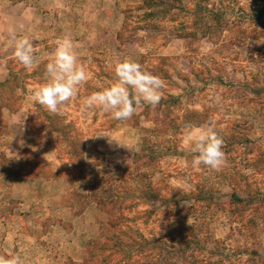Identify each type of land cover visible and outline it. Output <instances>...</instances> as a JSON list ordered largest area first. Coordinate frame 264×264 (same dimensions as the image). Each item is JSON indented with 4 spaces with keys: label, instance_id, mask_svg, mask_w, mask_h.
I'll return each instance as SVG.
<instances>
[{
    "label": "rangeland",
    "instance_id": "obj_1",
    "mask_svg": "<svg viewBox=\"0 0 264 264\" xmlns=\"http://www.w3.org/2000/svg\"><path fill=\"white\" fill-rule=\"evenodd\" d=\"M25 2L51 10L48 0ZM114 3L115 32L97 0H74L62 16L90 79L59 114L25 99L44 82L57 41L27 36L41 50L28 71L0 35V255L24 264H264V0ZM129 57L165 81L160 103L136 106L127 121L87 109L84 99ZM209 121L224 141L220 171L193 165L184 144L185 125ZM89 191L115 203L98 208Z\"/></svg>",
    "mask_w": 264,
    "mask_h": 264
},
{
    "label": "clouds",
    "instance_id": "obj_2",
    "mask_svg": "<svg viewBox=\"0 0 264 264\" xmlns=\"http://www.w3.org/2000/svg\"><path fill=\"white\" fill-rule=\"evenodd\" d=\"M3 39L0 37V41ZM56 45L45 65L44 82L35 88H29L25 97L27 103L38 104L50 114H59L63 106L74 101L80 89L90 79L87 66L80 61L73 43L64 39L58 40ZM13 47L14 59L26 70L31 71L38 66L37 54L41 50L34 46L27 36L16 38ZM113 71L114 82L102 85L101 90L94 91L84 99L83 103L87 109H99L102 113L110 114L116 121H127L136 113V106L143 103L155 108L160 103L165 81L146 70L144 65L129 57L116 62ZM109 138L111 143L114 139ZM184 144L193 154V165H203L214 171H220L224 166V141L215 130L214 121L199 127L192 124L185 125ZM187 223L191 225L189 219ZM0 264H24V262L19 255L10 257L0 255Z\"/></svg>",
    "mask_w": 264,
    "mask_h": 264
},
{
    "label": "crops",
    "instance_id": "obj_3",
    "mask_svg": "<svg viewBox=\"0 0 264 264\" xmlns=\"http://www.w3.org/2000/svg\"><path fill=\"white\" fill-rule=\"evenodd\" d=\"M25 1L3 0V6L0 9V35L4 34L9 37V45H14L16 38L29 36V34L32 38H41L43 42L47 38L48 41H62L66 37H69L71 32L63 23L62 16L65 14V11L74 7V0H48L45 4H49L52 11L48 6V11L42 14L38 8L27 6ZM93 6L95 5L93 4ZM96 6L98 7L97 10L101 11L105 19H107L105 20L107 26H111V30L114 32L117 31L121 26L122 19L115 7L114 0H97ZM78 20L80 19L75 20L77 26L80 25ZM93 20H95V23L100 22V19L94 18ZM50 32H53V34ZM43 33L47 34L45 35ZM21 178H15V182H18V180L21 181ZM81 213H85V210ZM45 239L46 235L40 239H36L34 245L41 247L43 245L41 241ZM66 245H68V242Z\"/></svg>",
    "mask_w": 264,
    "mask_h": 264
},
{
    "label": "trees",
    "instance_id": "obj_4",
    "mask_svg": "<svg viewBox=\"0 0 264 264\" xmlns=\"http://www.w3.org/2000/svg\"><path fill=\"white\" fill-rule=\"evenodd\" d=\"M143 2L146 4L147 3V5H149L150 3L152 4V0H143ZM7 82H8V80L7 81H4V82H0V86L2 87V86H5L6 84H7ZM147 145V144H146ZM143 150H145V149H143ZM152 154V153H151ZM138 158V157H137ZM101 180H102V178H101ZM90 187H91V185H90ZM90 193H88L87 195H84L85 197H88V195H89V197L91 196L92 197V201H94V203H95V205L98 207V208H103L104 206H106V204H112V203H115V202H113V196L112 195H107V199H104V198H102V197H99V196H95V194L93 193L92 194V192L93 191H89ZM232 198L234 199V200H236L237 202H241V200L240 199H238V197H236L235 195H232ZM111 228H113V225H111ZM111 238H114V236H112L111 235ZM97 240H95V241H91L89 244L91 245H93V246H96L97 245ZM118 243H120V241H118ZM145 245V244H144ZM144 245H142V247L144 246ZM188 245V244H187ZM88 246V245H87ZM187 248H189V246L187 247ZM87 252H88V250H87ZM89 254H90V250H89Z\"/></svg>",
    "mask_w": 264,
    "mask_h": 264
}]
</instances>
